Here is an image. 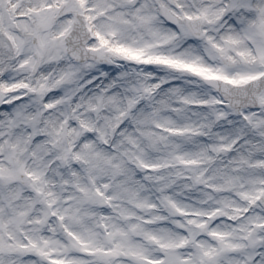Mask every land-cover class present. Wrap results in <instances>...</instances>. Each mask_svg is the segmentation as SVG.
<instances>
[{"label":"snow or ice","instance_id":"snow-or-ice-1","mask_svg":"<svg viewBox=\"0 0 264 264\" xmlns=\"http://www.w3.org/2000/svg\"><path fill=\"white\" fill-rule=\"evenodd\" d=\"M0 264H264V0H0Z\"/></svg>","mask_w":264,"mask_h":264}]
</instances>
